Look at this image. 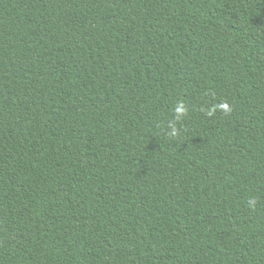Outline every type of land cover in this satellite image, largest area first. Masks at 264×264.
Segmentation results:
<instances>
[{
	"label": "trees",
	"instance_id": "trees-1",
	"mask_svg": "<svg viewBox=\"0 0 264 264\" xmlns=\"http://www.w3.org/2000/svg\"><path fill=\"white\" fill-rule=\"evenodd\" d=\"M0 264H264V0H0Z\"/></svg>",
	"mask_w": 264,
	"mask_h": 264
},
{
	"label": "clouds",
	"instance_id": "clouds-1",
	"mask_svg": "<svg viewBox=\"0 0 264 264\" xmlns=\"http://www.w3.org/2000/svg\"><path fill=\"white\" fill-rule=\"evenodd\" d=\"M222 108H224L225 110H227L228 106L225 104V105H221ZM175 113H176V117L177 119H179L181 116H183L185 114V109L183 107V105H178L176 108H175ZM172 135H175V129L173 128L172 130ZM252 203V202H250Z\"/></svg>",
	"mask_w": 264,
	"mask_h": 264
}]
</instances>
